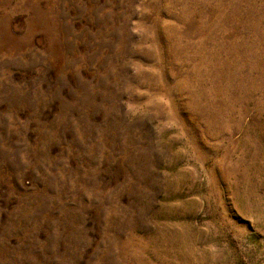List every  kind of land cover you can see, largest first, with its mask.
Returning <instances> with one entry per match:
<instances>
[{"label": "rangeland", "instance_id": "rangeland-1", "mask_svg": "<svg viewBox=\"0 0 264 264\" xmlns=\"http://www.w3.org/2000/svg\"><path fill=\"white\" fill-rule=\"evenodd\" d=\"M0 264H264V0H0Z\"/></svg>", "mask_w": 264, "mask_h": 264}]
</instances>
